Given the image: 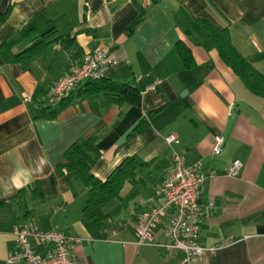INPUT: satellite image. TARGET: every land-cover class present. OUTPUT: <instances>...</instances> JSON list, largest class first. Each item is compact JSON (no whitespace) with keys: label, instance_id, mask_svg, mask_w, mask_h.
Segmentation results:
<instances>
[{"label":"crops","instance_id":"obj_1","mask_svg":"<svg viewBox=\"0 0 264 264\" xmlns=\"http://www.w3.org/2000/svg\"><path fill=\"white\" fill-rule=\"evenodd\" d=\"M0 264L17 251L20 222L79 239L73 264H178L180 251L138 245V214L184 151L206 176L200 187V243L219 245L197 264H264V97L220 57L209 27L227 30L234 49L264 74V0H0ZM53 29L49 37L43 34ZM44 43L31 59L12 56ZM9 44V45H7ZM98 47L112 63L104 78L138 90L134 102L90 92L84 80L63 104L52 85ZM187 54L188 59H184ZM33 101L22 102V93ZM57 110L47 117V110ZM174 133L177 143L167 144ZM224 137L211 156L215 135ZM93 135L92 175L105 181L126 158L147 165L85 215L89 187L64 163L74 142ZM242 163L235 176L229 163ZM213 170L214 175L209 176ZM154 241L167 242L161 232ZM33 251L44 247L31 241Z\"/></svg>","mask_w":264,"mask_h":264},{"label":"built area","instance_id":"obj_2","mask_svg":"<svg viewBox=\"0 0 264 264\" xmlns=\"http://www.w3.org/2000/svg\"><path fill=\"white\" fill-rule=\"evenodd\" d=\"M112 63V56L106 47H98L83 56L78 65L70 66L52 85L47 101L59 104L68 97L84 80L103 77V72ZM22 102L32 101V95L24 92ZM167 144L177 143V136H165ZM224 137L215 135L210 152L218 155L222 150ZM185 152H173L172 167L155 195L157 203L150 205L137 216L135 232L138 245H157L168 252L182 253L178 264H197L205 253H213L219 245L203 246L200 243L198 221L201 215L200 187L205 179L197 163H187ZM242 163L239 159L230 161L225 174L237 175ZM211 170L209 176L214 175ZM161 232L167 238L163 244L154 241L155 234ZM17 251L8 255L9 264H73V248L79 239L56 228L42 230L32 223H17L12 230ZM31 241L44 247V255H37Z\"/></svg>","mask_w":264,"mask_h":264},{"label":"trees","instance_id":"obj_3","mask_svg":"<svg viewBox=\"0 0 264 264\" xmlns=\"http://www.w3.org/2000/svg\"><path fill=\"white\" fill-rule=\"evenodd\" d=\"M7 14L8 11L0 14V23L6 18ZM209 32L215 41L222 60L232 68L251 91L264 97V74L255 70L252 65L234 49L227 30L209 27ZM54 33L55 31L50 29L46 31L43 36L49 37ZM43 43V40H38L29 49H26L18 55L12 56V59L17 62H22L25 59L27 60L35 57L38 53L39 46ZM184 59H188L187 54H184ZM88 85L90 92L101 91L109 99L116 102H134L138 96V90L135 87L126 83L112 81L104 78V76L99 79L90 80ZM68 97L64 98L59 104H63ZM46 112L47 114L45 116L54 117L57 110L49 111L48 109ZM63 158L64 163L62 165L72 170L74 174L89 187L88 199L84 211L87 217L94 220H98L103 216L102 206L118 193L123 182L132 177L138 168L147 165L146 162L136 157H128L112 171L105 181L95 178L90 171L95 160L98 158V152L95 148V137L93 135L82 138L71 144L65 150ZM3 204L4 201L0 200V206Z\"/></svg>","mask_w":264,"mask_h":264}]
</instances>
